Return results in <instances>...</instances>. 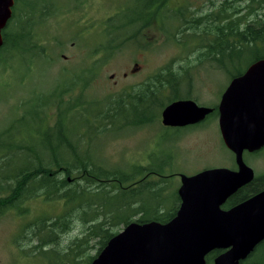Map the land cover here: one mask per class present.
<instances>
[{"label":"rangeland","instance_id":"374dc122","mask_svg":"<svg viewBox=\"0 0 264 264\" xmlns=\"http://www.w3.org/2000/svg\"><path fill=\"white\" fill-rule=\"evenodd\" d=\"M48 1L50 4L45 6L50 14L47 17H40L41 21H36L33 27L21 23L22 31L29 28L32 39L39 47L43 46V55L37 52L38 46L27 51L16 49L6 60L2 59L4 55H0L2 205L4 199L17 197L15 193H18V189L11 186L13 179L9 175L19 172L28 155L21 154L11 144L15 141L23 142L45 159L50 157L47 147L41 143L43 140L37 136V129H44L46 122L43 112H38V106L55 87H65L72 78L82 80L83 86H76L71 95L66 97V102L75 104L77 98L86 106L92 101L104 102L134 93V87L141 86L147 79L171 65L177 69L176 80H179L173 83L172 92H177L179 98L191 97L198 104L217 105L223 89L239 73L236 68L242 67L245 71L252 63L253 57L248 54L234 59L226 57L225 66L216 59L200 54L207 46L206 43L213 39L209 25L215 19L209 23L206 15L220 10L228 14V10L236 12L238 9L239 13L245 14L248 3L245 0H228L224 9L221 7L222 0H167L162 7L165 11L162 8L160 10L162 15H166L163 17L165 24L158 16L149 17L148 13L153 10L151 0ZM259 1L262 0H257L253 9L259 8ZM24 6V3H20V10ZM176 12L181 15L178 16ZM194 15L200 18L197 32H201V36L198 37L196 32L184 40L185 34L182 36L177 32L184 23L187 22L186 26L191 24ZM147 22V25H142ZM113 25H121L123 30L118 35L116 31L109 33ZM204 29L209 32L208 35L204 34ZM173 33L179 37L172 36ZM90 78V84L84 87ZM168 93L170 95V91ZM88 107L93 111L95 109L94 106L90 108V104ZM73 111L84 110L79 105ZM57 115V110L49 111L50 125L54 124ZM13 120L16 123L12 132L3 135V130ZM84 120V115L79 113L69 115L66 123L68 127L74 126L73 132L76 133L84 125ZM91 152L98 161L125 174L132 173L137 166H148L151 162L155 168L164 167V174H174L169 178L170 186L165 192L167 208L176 202L178 173L193 174L204 168L230 166L233 163L230 151L220 139L216 122L210 119L196 127L170 128L163 125L161 115L160 120L153 124L139 127L130 125L113 133H104L92 144ZM33 156L37 154L33 153ZM247 159L253 166L264 168L263 155L256 160L250 156ZM6 175L9 180L5 178ZM59 177L65 178V175L60 173ZM133 194L117 197L115 205L118 207L122 200L138 196L145 206H150L149 209L157 203L147 191ZM64 211V200L47 197L43 190L35 197L26 198L17 207H4L0 214V264H63V258L57 252L62 254L70 244L75 246L73 241L87 234L89 223H83L75 217L72 228L66 232L57 229L56 241L47 246L40 245L39 239L49 236H38L35 233L40 227L37 226L38 220L47 217L46 220L53 221ZM126 213V210L119 209L118 217ZM123 228L124 224H121L113 231H121ZM96 241L93 239L86 247L81 246L82 251L74 247L78 252L77 263L87 264L89 256L98 254L100 244ZM257 258H264V246L260 248Z\"/></svg>","mask_w":264,"mask_h":264},{"label":"trees","instance_id":"16d2710c","mask_svg":"<svg viewBox=\"0 0 264 264\" xmlns=\"http://www.w3.org/2000/svg\"><path fill=\"white\" fill-rule=\"evenodd\" d=\"M20 1L16 0L13 15L4 29V43L0 47V55H4L2 57L4 60L16 49L34 50L39 45L32 39L29 28L22 31L21 23L24 22L27 26L33 27L36 21L39 22L42 17L45 18L50 14L47 12L48 7L45 6L50 4L48 0H40L39 3L37 2L39 0ZM222 1L223 5L221 7L223 8L228 0ZM245 1L248 2L245 14L239 13L238 9L236 12L228 10V14L220 10L218 13H208L206 15L209 23L215 19L209 25L213 39L206 43L207 46L200 54L206 58L216 59L224 66L227 64L225 62L226 57L234 59L248 54L253 57L252 62L264 58V9L260 12L264 7V0L259 1L261 5L257 10L256 8L253 9L257 0ZM166 2L167 0H151L150 6L153 10L148 13L149 17L158 16L160 21L164 23L163 17L166 15H162L160 10ZM20 3L25 4L21 10L19 8ZM162 10L165 11L164 8ZM176 13L178 16L181 15L179 12ZM212 15H217V17ZM193 17L194 20L191 21V24L186 26L187 22L184 23L177 32L182 36L185 34L184 40L188 39L186 36H193L200 28L198 26L200 18H197L199 16L194 15ZM149 22L142 25L145 26ZM122 28L121 25H113L109 33L116 31L115 34L118 35L123 30ZM205 29L204 34L208 35L209 32ZM175 34L173 33L172 36L179 37ZM197 36L200 37L201 32H197ZM37 48L39 49L37 52L43 55V46ZM236 69L239 71L236 76L244 71L242 67ZM175 71L177 69L168 65L152 78L147 79L141 86L134 87V93L120 95L104 102L92 101L89 104L90 108L91 106L95 107L94 111L89 109V104L84 106L86 103L77 100V98L74 101L75 104L66 102V97L71 95L76 86H83L82 80L72 78L65 87H55L48 93L47 99L38 106V112H43V119L46 122L44 129L40 127L37 129V136L39 140H43L41 143H44L47 147L50 157L45 159L26 143L15 141L11 144V147L15 146V150L21 152V154L28 155H26L25 162L19 172L9 175L11 180L13 179L11 186L18 189V193H15L16 198L14 196L3 200L5 203L0 204V214L4 207H17L26 198L37 196L41 190L44 191L47 197L63 199L65 211L59 215L58 219L53 221L49 222L46 220L47 217L38 220L37 226L40 227L37 228V233H35L38 236H49L39 239L40 245L47 246V244L50 245V243L56 241L57 231L66 232L72 228L75 217L82 220L83 223H89L86 228V232L88 229L87 234L73 241L75 246L70 244L62 254L57 252V255L63 258V264H79V262H76L78 252L74 250V247L77 246L82 251V247H86L89 241L93 239H97L96 242L100 244V252L110 238L119 232L113 231V229L121 224H124L125 227L132 221L141 223L151 220L168 222L172 219L176 214L177 195L174 206L167 208L165 205L167 199L165 192L170 186L169 178L174 174H164V167L155 168L152 162L148 166H137L132 173L125 174L94 158L91 155V147L106 132L113 133L130 125L134 127L145 126L157 122L158 119L160 120L164 107L168 103L179 99L177 92H172L173 83L179 82V80H176L177 74ZM91 79H89V82H85L84 87L90 84ZM168 91H170V95L167 94ZM79 105L84 111H73ZM45 109L48 110L47 113L44 112ZM51 109L57 110L58 113L53 125L48 123V114ZM79 113L84 115V125L74 133V126L68 127L66 118L69 115ZM132 116L134 117L131 118ZM14 120L3 130V135L7 136L12 132L16 123ZM86 132L88 133L86 134ZM33 153L37 156L34 157ZM60 173L65 175V178L59 177ZM71 175H74V177H71ZM9 176L6 175L5 178L9 180ZM69 177H71L72 183ZM143 190L157 200L156 205L151 209H149L150 206L147 207L142 203L139 196L122 200L118 207L115 205L117 197L125 194L129 197L131 193L138 195ZM83 196H85V199H83ZM119 209L126 210V215L118 217ZM136 215H140V217H136ZM134 216L136 218L132 219ZM44 232L45 234L42 235ZM262 246L264 244L258 247L256 254L250 259L252 264H264V258H257ZM214 255L215 253L208 255L207 261L209 264H213ZM96 256H89L86 263L90 264Z\"/></svg>","mask_w":264,"mask_h":264},{"label":"water","instance_id":"95a60500","mask_svg":"<svg viewBox=\"0 0 264 264\" xmlns=\"http://www.w3.org/2000/svg\"><path fill=\"white\" fill-rule=\"evenodd\" d=\"M15 2L0 0V47ZM211 111L194 99H177L164 107L161 121L167 126H187ZM219 111L224 143L236 153L239 170L214 167L181 174L182 203L172 219L128 223L90 264H207L206 256L216 248L227 250L215 257L214 264H239L264 240V191L229 210L220 207L253 176L243 159L244 150L264 145V58L231 80Z\"/></svg>","mask_w":264,"mask_h":264},{"label":"flooded vegetation","instance_id":"af4514ba","mask_svg":"<svg viewBox=\"0 0 264 264\" xmlns=\"http://www.w3.org/2000/svg\"><path fill=\"white\" fill-rule=\"evenodd\" d=\"M3 37H4V30H3ZM231 80H230V82H231ZM230 82L228 83V85L230 84ZM228 85H227V87H228ZM226 88L223 89V90L225 91ZM224 91L221 92V94L219 96V101H218V104L217 105H205V106L211 107L212 108V111L209 114H207L206 117L202 121L197 122V123H194V124H191V125H187V126H194V127H196V126H198L200 124H203V123L209 121L210 119L212 121L216 122L217 123V126L219 128V131H220V139H221L222 143L225 145V147L230 151V153L232 155L233 163L232 164H229L230 166H213V167H209V168H214V167H228V168H230L232 170L237 171V170H239V164L237 162V155H236L235 152H233L231 149H229L226 146V144L224 143L223 136H222L221 129H220V123H219V118H220L219 104H220V101H221V98H222V95H223ZM189 98L191 99V97H184V98H179V99H189ZM199 104L200 105H204V104H201L200 102H199ZM164 126L170 127V128H182V127H185V126H167V125H164ZM261 155L264 156V145L261 146L258 149H255V150H249V149H245L244 150V152H243V159L247 163V165H249L250 167H252V169H253V176L251 177V179L248 182H246V183L242 184L241 186H239L235 191H233L230 195H228L226 197V199L220 205L221 209H223V210H229V209L237 206L238 204L246 201L247 199H249V198H251V197H253V196L261 193L262 191H264V168H258V167L253 166L254 164L252 165V163L249 162L248 159H247L248 156H250L253 159L255 158V160H256ZM209 168H204V169H202L200 171L194 172L193 174H191V173L190 174H187V173H182V172L178 173V175H179V185H178V188H177V191H176L177 192V199H178L176 213L179 210V208L181 207V203H182V198H181V196L179 194V189H180V187L182 185L181 174L194 175V174H196L198 172H201V171H203L205 169H209ZM59 236H60V234H59ZM262 244H264V240L262 242H260L255 247V249L250 253V255L246 259L241 260L239 264H252L250 262V259L252 258V256L254 254H256V252L258 250V247H260ZM226 250L227 249H225V248H216V249L212 250L209 253V254L215 253V255L213 257V260H212L213 261V264H214L215 257L217 255L221 254L222 252L226 251ZM208 255L206 256V260H207ZM207 264H209L208 261H207Z\"/></svg>","mask_w":264,"mask_h":264}]
</instances>
